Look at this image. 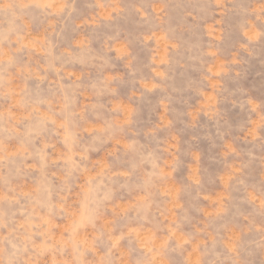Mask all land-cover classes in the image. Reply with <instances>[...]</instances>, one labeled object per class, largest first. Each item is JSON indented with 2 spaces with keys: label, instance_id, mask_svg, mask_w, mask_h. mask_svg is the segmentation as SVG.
<instances>
[{
  "label": "rangeland",
  "instance_id": "rangeland-1",
  "mask_svg": "<svg viewBox=\"0 0 264 264\" xmlns=\"http://www.w3.org/2000/svg\"><path fill=\"white\" fill-rule=\"evenodd\" d=\"M0 264H264V0H0Z\"/></svg>",
  "mask_w": 264,
  "mask_h": 264
}]
</instances>
